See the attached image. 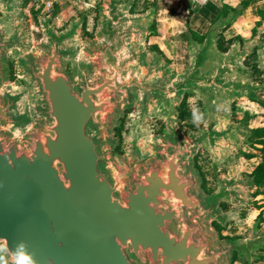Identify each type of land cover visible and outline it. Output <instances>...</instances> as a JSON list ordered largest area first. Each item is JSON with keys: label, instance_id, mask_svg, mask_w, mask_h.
<instances>
[{"label": "water", "instance_id": "95a60500", "mask_svg": "<svg viewBox=\"0 0 264 264\" xmlns=\"http://www.w3.org/2000/svg\"><path fill=\"white\" fill-rule=\"evenodd\" d=\"M132 2L105 1L101 34L109 41L88 39L90 60L76 79L67 70L75 52L62 47L71 33L46 25L44 52L21 59L39 95L35 116L21 107L26 90L6 88L8 53L28 47L24 33L18 23L11 35L0 28V237L10 247L26 242L37 264H233L244 246L222 239L208 222L225 220L218 201L226 187L210 196L194 159L204 139L215 142L223 132L173 125L157 136L155 157L147 159L135 145L115 155V128L136 102L147 112L151 104L182 102L194 86L204 85L213 103L228 93H252L256 88L235 74L255 41L215 65L211 48L228 19L216 22L203 44L192 42L195 65L175 82L159 59L143 63L142 47L127 45L128 36L146 33L125 28L138 17L119 16ZM14 129L28 130L19 140Z\"/></svg>", "mask_w": 264, "mask_h": 264}, {"label": "rangeland", "instance_id": "374dc122", "mask_svg": "<svg viewBox=\"0 0 264 264\" xmlns=\"http://www.w3.org/2000/svg\"><path fill=\"white\" fill-rule=\"evenodd\" d=\"M105 1H0V28L11 35L14 33V25L18 23L28 44L23 51H9L11 74L6 88L12 92L26 90L21 107L30 110L33 116L35 112L32 106L39 100V95L37 88L30 85L21 59L29 54L40 55L44 52L40 45L48 39L46 25L58 35L71 33L62 47L75 52L67 59V70L76 79L81 66L90 60L87 53L90 47L88 39H94L98 45L109 41L106 35L101 34L104 29L102 7ZM158 5V0H133L130 6L120 9L118 13L120 18L138 17L137 21L126 23L125 28L135 26L146 30L145 34L136 38L128 36L127 45L142 47L147 53L143 63L150 56H155L160 61V69H165L178 82L192 71L196 62V49L192 45L188 48L185 44H178L180 53H176L175 36L156 33L152 25L160 17ZM155 44L160 50L152 48ZM211 52L215 55V65L224 63L231 55L221 53L215 45ZM249 61L252 62V59ZM238 63L247 69L242 57L238 58ZM235 77L246 82L254 80L250 73H236ZM204 87L198 85L186 90V113L189 115L185 119L179 116L178 111L184 99L182 102L169 99L164 105L151 104L147 112L142 111L138 102L131 108H125L115 128L118 141L115 155H128L135 145L143 157H155L157 136L166 134L173 125L188 133L223 132L215 142L211 137L204 139L194 158L203 179L202 186L210 196L220 193L226 187V194L218 201L225 220L208 222L213 229L218 230L222 239L228 238L244 246L242 252L236 253L238 257L233 264H264V194L263 188L256 186L250 175L260 160L255 158L246 161L248 157L245 156L248 152L259 156V150L250 146L252 129L248 124L257 125L260 121L248 122L247 116L250 118V113L245 110L247 103L239 99L241 92L225 94L213 103ZM27 130L16 129L15 137L22 140Z\"/></svg>", "mask_w": 264, "mask_h": 264}, {"label": "crops", "instance_id": "0c3cea01", "mask_svg": "<svg viewBox=\"0 0 264 264\" xmlns=\"http://www.w3.org/2000/svg\"><path fill=\"white\" fill-rule=\"evenodd\" d=\"M242 1L243 0H158V14L160 17L157 18V24L163 36H175L174 43L176 44V53H180L178 44H185V46L189 48L195 40L191 36L189 29L200 34H207L210 28L218 22L216 18L225 3L236 8L234 11H231L227 17L220 19L221 21L228 19V22L218 30L215 47L220 51L217 46L220 32H223L227 39H233V43L227 52L220 51L223 54H232L236 49L239 52H244L246 51V47H248V43L255 41L256 46L253 48L251 54L242 57L247 65L245 66L247 69L240 65V73L246 75L250 73L254 80L247 83L254 86L256 89L252 93L242 91V95L239 98L240 100H244L242 103H247L245 110L250 113L248 122L260 121L257 125L248 124V126L253 129L264 126V107L250 98L251 95H255L257 98L264 99V83L258 78L259 76L264 77V0H250L249 5L245 8L240 5ZM236 36H241L243 40L236 39ZM256 37H258V41L255 40ZM196 42L200 43L198 41ZM254 52H256V55L251 58L252 62L249 61L250 64H248L247 60ZM254 64H256L257 68L260 70V75L254 73ZM255 158H259L260 160V156L257 155L253 158H248L246 161Z\"/></svg>", "mask_w": 264, "mask_h": 264}, {"label": "trees", "instance_id": "16d2710c", "mask_svg": "<svg viewBox=\"0 0 264 264\" xmlns=\"http://www.w3.org/2000/svg\"><path fill=\"white\" fill-rule=\"evenodd\" d=\"M250 3V0H243L240 5L242 7H247ZM236 8L232 7L231 5L225 3L223 8L221 9L218 17L216 18V21H219L220 19L227 17L231 11H234ZM58 11H56L57 13ZM152 28L156 31V33H159V29L157 26V21L154 22L152 25ZM189 32L191 36L198 42L203 43L206 39L207 34H200L192 29H189ZM236 39L243 40L241 36H236ZM233 43V39H227L223 32L219 33L218 40H217V46L220 51L227 52L231 45ZM153 49L160 50L159 46L155 44ZM256 55V52H254L253 55L249 57L247 60V63L250 64L249 60L253 58ZM254 73L255 74H261L260 70L257 68V65H253ZM259 80L264 83V77L259 76ZM250 98L254 101H257L261 106L264 107V99L257 98L255 95H251ZM187 108V96H185L182 105L179 107V116L182 119H185L189 114L186 113ZM249 118V115L247 116ZM250 146L259 150V156H260V162L255 166L253 171L250 173V175L253 178V182L256 186L263 188V194H264V126L256 127L252 129V134L250 136ZM245 156L248 158H253L257 156L255 153H245ZM238 257L237 254H235L234 260H236Z\"/></svg>", "mask_w": 264, "mask_h": 264}, {"label": "clouds", "instance_id": "9594fccd", "mask_svg": "<svg viewBox=\"0 0 264 264\" xmlns=\"http://www.w3.org/2000/svg\"><path fill=\"white\" fill-rule=\"evenodd\" d=\"M0 264H37L36 253L21 241L10 247L6 237H0Z\"/></svg>", "mask_w": 264, "mask_h": 264}, {"label": "flooded vegetation", "instance_id": "af4514ba", "mask_svg": "<svg viewBox=\"0 0 264 264\" xmlns=\"http://www.w3.org/2000/svg\"><path fill=\"white\" fill-rule=\"evenodd\" d=\"M12 74H14L13 71H12Z\"/></svg>", "mask_w": 264, "mask_h": 264}]
</instances>
